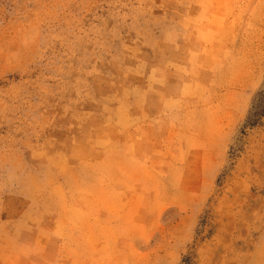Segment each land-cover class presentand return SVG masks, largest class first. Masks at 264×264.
<instances>
[{"label":"rangeland","instance_id":"374dc122","mask_svg":"<svg viewBox=\"0 0 264 264\" xmlns=\"http://www.w3.org/2000/svg\"><path fill=\"white\" fill-rule=\"evenodd\" d=\"M264 0H0V264H264Z\"/></svg>","mask_w":264,"mask_h":264},{"label":"trees","instance_id":"16d2710c","mask_svg":"<svg viewBox=\"0 0 264 264\" xmlns=\"http://www.w3.org/2000/svg\"><path fill=\"white\" fill-rule=\"evenodd\" d=\"M262 119H264V91L259 94L258 100L254 103L248 124L250 126H255Z\"/></svg>","mask_w":264,"mask_h":264}]
</instances>
